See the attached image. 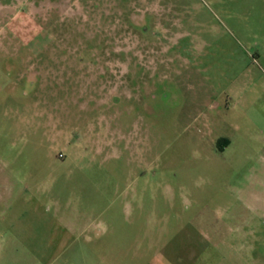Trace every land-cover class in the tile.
I'll list each match as a JSON object with an SVG mask.
<instances>
[{"label": "rangeland", "instance_id": "1", "mask_svg": "<svg viewBox=\"0 0 264 264\" xmlns=\"http://www.w3.org/2000/svg\"><path fill=\"white\" fill-rule=\"evenodd\" d=\"M0 264H264V0H0Z\"/></svg>", "mask_w": 264, "mask_h": 264}, {"label": "flooded vegetation", "instance_id": "2", "mask_svg": "<svg viewBox=\"0 0 264 264\" xmlns=\"http://www.w3.org/2000/svg\"><path fill=\"white\" fill-rule=\"evenodd\" d=\"M140 94H141V93H140V90H139V91H138V94H137V95H138V97H139V95H140Z\"/></svg>", "mask_w": 264, "mask_h": 264}]
</instances>
